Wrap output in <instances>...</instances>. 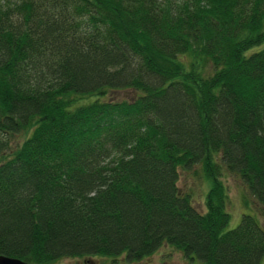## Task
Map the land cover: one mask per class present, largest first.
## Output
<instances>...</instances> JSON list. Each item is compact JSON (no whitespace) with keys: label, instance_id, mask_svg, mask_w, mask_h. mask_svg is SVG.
I'll return each instance as SVG.
<instances>
[{"label":"trees","instance_id":"obj_1","mask_svg":"<svg viewBox=\"0 0 264 264\" xmlns=\"http://www.w3.org/2000/svg\"><path fill=\"white\" fill-rule=\"evenodd\" d=\"M17 135L0 256L138 262L168 244L264 264V224L226 230L223 181L264 218V0H0V138ZM197 166L206 212L178 186Z\"/></svg>","mask_w":264,"mask_h":264},{"label":"rangeland","instance_id":"obj_2","mask_svg":"<svg viewBox=\"0 0 264 264\" xmlns=\"http://www.w3.org/2000/svg\"><path fill=\"white\" fill-rule=\"evenodd\" d=\"M118 98H129V92H120L116 94ZM0 141V159L1 154L8 156L11 151H14L21 145L25 139L21 135L12 137H1ZM228 189L229 204L228 212L231 215V220L226 230L237 228L243 216L246 214L255 216L262 224L264 218L260 212V204L257 199L251 194L248 187L235 173H226L223 179ZM182 193L191 197L193 203L200 210L206 212V201L210 192L212 183L207 179L201 166H197L191 170L180 171V179L178 183ZM86 261H91L90 264H204L198 259L189 260L184 254L175 248L165 244L153 255L144 258L138 262L128 261L126 256L117 258H101V257H83L64 259L57 264H86Z\"/></svg>","mask_w":264,"mask_h":264},{"label":"water","instance_id":"obj_3","mask_svg":"<svg viewBox=\"0 0 264 264\" xmlns=\"http://www.w3.org/2000/svg\"><path fill=\"white\" fill-rule=\"evenodd\" d=\"M0 264H30L17 258L0 256Z\"/></svg>","mask_w":264,"mask_h":264}]
</instances>
